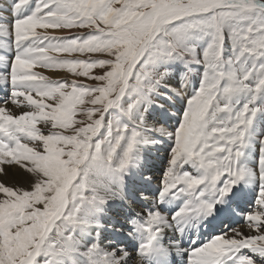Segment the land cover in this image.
Masks as SVG:
<instances>
[{"label": "snow or ice", "instance_id": "1", "mask_svg": "<svg viewBox=\"0 0 264 264\" xmlns=\"http://www.w3.org/2000/svg\"><path fill=\"white\" fill-rule=\"evenodd\" d=\"M71 29L89 31H48ZM178 72L200 79L173 125L156 98L181 97ZM0 86V174L19 166L28 184L0 182V264H128L123 238L140 264H264V0H3ZM242 201L254 234L196 246Z\"/></svg>", "mask_w": 264, "mask_h": 264}, {"label": "bare ground", "instance_id": "2", "mask_svg": "<svg viewBox=\"0 0 264 264\" xmlns=\"http://www.w3.org/2000/svg\"><path fill=\"white\" fill-rule=\"evenodd\" d=\"M0 2H3V0H0ZM33 2H34V0H33ZM38 31H39V29H38ZM61 33H63V32H61ZM34 71H37V72L43 74L44 76L49 77L52 80L64 79L65 77L67 78L68 76L71 78V75L69 73L66 74V72L65 73H62V72H59V71L56 72L55 69H46V68H43V67H39L38 66V67H36L34 69ZM177 74H179V72ZM178 80H180V79H178ZM176 81H177V77L174 76V78L172 80V85L173 84L176 85ZM193 82H194V80L192 79V83ZM174 85H173V87H175ZM186 89H187V87H186ZM188 92L190 93V91H188ZM190 94H192V93H190ZM33 95H35V94L33 93ZM21 99H23V98H21ZM159 101H160V103L165 104L166 105V109H168L170 112H173V113H176L177 114V116L175 118H173L172 120L169 121L171 124L175 125L176 119H178L179 110L184 107L182 105V103H181L184 100H182V99L180 100V99L176 98L173 101L169 102L167 100H164L163 98H160ZM21 110H29V109L24 108V107L16 108L15 106H12V111L16 112L17 114ZM159 111H164V110H160L159 109ZM150 123H151V121H150ZM46 131H48V130H46ZM166 156H167L166 155V151H164L163 149H161L160 152H156L155 150H153L150 153V159L148 160L149 167H148V171L146 172V175L152 177V188L153 189H155L160 184L158 182H154V180H157V178H160V175L163 174L164 169H165V167H163V166H160V165L159 166H156V165H154L153 162H157V164H159L160 163V159L159 158H162L163 159ZM156 158H158V159H156ZM3 167L5 168V171L8 173V176H13L14 175V177H12L10 179V182H17V181H20V180L26 181V180H24L23 178H21L18 175V173L20 171H22V170L19 169V166H3ZM0 176H4V175L3 174H0ZM134 207H136V210L137 211H140L141 210L139 208V206H134ZM233 207L235 208V212L229 213V214H231V215L234 214L236 216L241 217L242 218V222H243V220L245 219L244 218V214L247 212L245 210L246 209H248V211L249 210H253L254 205H250L246 201H242L240 203L239 208H236L235 205ZM229 214H226L224 217H222V219H225L226 217L228 218L229 217ZM233 217L234 216H232L230 218L231 221L233 220ZM217 222H218V220L217 221H213L212 224H205L203 227L200 228V230H199L198 233H193L192 234L193 238L196 239V246H199L200 244H202L203 242H206L212 236H214V235L217 234L216 232H217V230L219 228L217 226L215 227V224ZM239 227H240V229H238ZM239 227L238 228L232 227V228L238 229V231L242 232L245 235L254 234L252 232V230L248 227V223L247 222H245L244 225H241ZM125 231H127V229H125ZM228 235L231 236L232 233L231 232H228ZM169 236H171V233H169ZM197 237H198V239H197ZM165 243L166 244L168 243L167 237L165 238ZM122 246L124 248H126L127 251L130 253V257H129V260H128V264H140V256H139V253H138V242H137V240L136 239H131V238H123L122 239ZM183 246L184 247H191V246H193V245L190 244V239L188 237H185L184 242H183ZM132 251H135V252L132 253ZM243 252L245 254L248 253L247 250H243ZM249 254L251 255V253H249ZM178 261H183V260H178Z\"/></svg>", "mask_w": 264, "mask_h": 264}, {"label": "rangeland", "instance_id": "3", "mask_svg": "<svg viewBox=\"0 0 264 264\" xmlns=\"http://www.w3.org/2000/svg\"><path fill=\"white\" fill-rule=\"evenodd\" d=\"M39 31H44V30L39 29ZM48 31H49V33L51 35H55V36H57V35L58 36H75V35L82 34V33L86 34L89 30L88 29H71V30H48ZM60 31L63 32V33H61ZM52 55H59L60 58H81V59L89 58L88 56H80L79 54H73L72 56H68V54L52 53ZM92 58H95V54H92ZM58 71L62 72V73L66 72V74L68 73L66 70H64V71L63 70H56V72H58ZM93 71H94V74H96V73H99L100 70L99 69H95ZM69 74L71 75V78L68 76L69 78L65 77L64 79H59V81L76 79L78 82H81V83H84V84H87V85H94V84L97 83L96 81L91 80V79H86L84 77H76L74 74H71V73H69ZM175 76L177 77V81H176V85H174V84L173 85L175 87H181L182 88V92L184 94L182 93L183 95H181V97L178 98V99L184 100L181 103H182L183 106H185L186 105L187 96L189 97L191 95L190 93H192V90H193L194 87H198V82H199L200 77L198 75L194 76V78H193L194 82L189 84L187 86V89H186V88H183L182 85H178L179 84V80L178 79H181V74L179 73V74H176ZM188 91H190V93ZM160 98H162V97H157L156 99L159 101ZM157 111H159V109H157ZM77 119H85V117L83 115H78ZM38 127L41 128V131L44 132V134H47L48 131H46V130H48V129L46 127H44L43 124H38ZM102 131H103V129H102ZM166 155H167V153H166ZM166 157L163 158L164 162L161 163V166H163V167H165L166 163H167ZM159 159H161V158H159ZM154 165L158 166L157 162H154ZM4 166H10V165H4ZM12 177H14V175L13 176H8V175L0 176V182H4L6 184V186L15 185L16 187L20 186V187L25 188V189L28 188V184H27L26 181L20 180V181H17V182H10V179ZM160 181H161V179L157 178L156 182H160ZM249 211H251V210H249ZM233 219H234V217H233ZM238 229H240V227Z\"/></svg>", "mask_w": 264, "mask_h": 264}]
</instances>
